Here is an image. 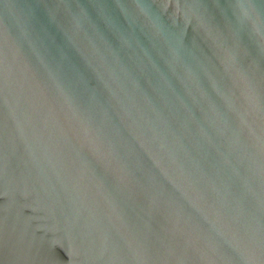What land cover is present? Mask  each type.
I'll use <instances>...</instances> for the list:
<instances>
[{"label":"water","instance_id":"1","mask_svg":"<svg viewBox=\"0 0 264 264\" xmlns=\"http://www.w3.org/2000/svg\"><path fill=\"white\" fill-rule=\"evenodd\" d=\"M0 264H264V0H0Z\"/></svg>","mask_w":264,"mask_h":264}]
</instances>
